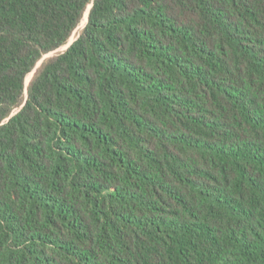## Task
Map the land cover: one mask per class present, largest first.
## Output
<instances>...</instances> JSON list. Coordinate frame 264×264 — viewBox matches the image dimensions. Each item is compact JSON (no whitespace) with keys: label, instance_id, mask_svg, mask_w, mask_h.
<instances>
[{"label":"trees","instance_id":"trees-1","mask_svg":"<svg viewBox=\"0 0 264 264\" xmlns=\"http://www.w3.org/2000/svg\"><path fill=\"white\" fill-rule=\"evenodd\" d=\"M0 264H264V0H0Z\"/></svg>","mask_w":264,"mask_h":264},{"label":"rangeland","instance_id":"rangeland-1","mask_svg":"<svg viewBox=\"0 0 264 264\" xmlns=\"http://www.w3.org/2000/svg\"><path fill=\"white\" fill-rule=\"evenodd\" d=\"M85 22H86V18H85V15H84V17L82 18V20H81V22H80V24H79V26H78V28L75 30V32L73 33V35L71 36V40L74 38V36H75V34H76V32L85 24ZM64 48H61V50H63ZM53 54V52L52 53H50V54H48V55H46L45 57H47V56H50V55H52ZM40 63V62H39ZM31 76H32V73H30V74H28L27 76H26V82H28L29 81V79L31 78Z\"/></svg>","mask_w":264,"mask_h":264},{"label":"water","instance_id":"water-1","mask_svg":"<svg viewBox=\"0 0 264 264\" xmlns=\"http://www.w3.org/2000/svg\"><path fill=\"white\" fill-rule=\"evenodd\" d=\"M68 45V44H67ZM67 45L64 47V48H66L67 47Z\"/></svg>","mask_w":264,"mask_h":264}]
</instances>
